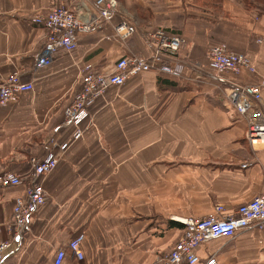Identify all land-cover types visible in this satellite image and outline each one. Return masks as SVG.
<instances>
[{
	"label": "crops",
	"instance_id": "0c3cea01",
	"mask_svg": "<svg viewBox=\"0 0 264 264\" xmlns=\"http://www.w3.org/2000/svg\"><path fill=\"white\" fill-rule=\"evenodd\" d=\"M75 1L0 0V82L24 70L33 84L0 107V171L23 181L0 188V241L24 192L30 157L43 154L51 138L70 143L43 181L47 200L1 264H51L77 234L83 258L67 254L62 264H154L182 235L176 217L202 216L216 203L230 212L263 187L264 142L252 146L247 120L231 116L220 99L228 83L191 61L205 62L211 45L226 43L264 75V0H117L108 23L35 69L46 30L30 18ZM124 19L137 27L125 40L114 28ZM155 28L184 38L176 54L187 62L182 76L148 70L109 87L89 105L83 135L72 140L63 109L81 75L110 72L124 55L149 57L144 38ZM230 80L253 81L245 74ZM197 253H215L218 264H264V229L210 241Z\"/></svg>",
	"mask_w": 264,
	"mask_h": 264
},
{
	"label": "built area",
	"instance_id": "2783aa9c",
	"mask_svg": "<svg viewBox=\"0 0 264 264\" xmlns=\"http://www.w3.org/2000/svg\"><path fill=\"white\" fill-rule=\"evenodd\" d=\"M75 2V6L56 5L46 13H36L30 18L31 23L46 30L42 47L37 53L35 69L49 65L53 55L60 50L73 51L78 35L90 33L108 23L116 13L118 5L117 0ZM114 28L123 40L137 29L135 22L130 19L121 20ZM144 39L150 45L149 57L124 55L116 60L110 72L87 69L81 75L79 89L63 109V124L73 126L72 140L83 135V122L90 115L89 105L99 99L109 87L122 86L129 78L148 70L174 77L182 76L187 62L176 58L185 42L181 35L155 28L148 31ZM206 57L205 62L191 61L192 67L228 83L229 87L223 90L220 99L230 105L231 116L247 120L245 138L252 146L264 142V75L257 76L251 59L243 53L229 49L226 43L211 45ZM25 73L24 70L13 71L0 82V107L32 88V81L24 79ZM235 74H245L253 81L245 85L237 84L230 80V76ZM69 144L58 143L55 138H51L48 149L43 154L30 157L31 168L24 192L14 199L11 222L5 228L6 236L0 241V264L11 253L20 237L28 231L37 209L47 200L48 194L43 181L55 169ZM249 165L250 162L246 161L240 166L246 168ZM22 183L20 175L8 170L0 171V188ZM174 220L182 226V235L154 264H218L215 253L201 258L197 248L210 241L233 238L242 231L264 229V169L261 191L234 210L227 212L222 203H216L209 213L202 216L176 217ZM81 238L82 234H77L65 247L58 248L51 264H62L67 254L81 260Z\"/></svg>",
	"mask_w": 264,
	"mask_h": 264
}]
</instances>
